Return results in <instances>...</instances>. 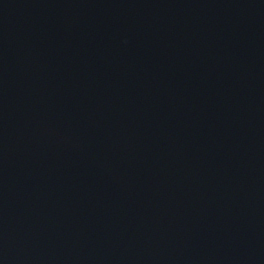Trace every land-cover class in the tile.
Here are the masks:
<instances>
[{
    "label": "water",
    "instance_id": "obj_1",
    "mask_svg": "<svg viewBox=\"0 0 264 264\" xmlns=\"http://www.w3.org/2000/svg\"><path fill=\"white\" fill-rule=\"evenodd\" d=\"M0 264H264V0H0Z\"/></svg>",
    "mask_w": 264,
    "mask_h": 264
}]
</instances>
